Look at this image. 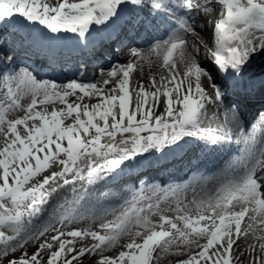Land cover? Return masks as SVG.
<instances>
[{
	"label": "snow or ice",
	"instance_id": "1",
	"mask_svg": "<svg viewBox=\"0 0 264 264\" xmlns=\"http://www.w3.org/2000/svg\"><path fill=\"white\" fill-rule=\"evenodd\" d=\"M213 11L209 46L193 39L200 35L194 25ZM161 25L162 37L146 51L131 48L136 60L111 66L100 81L84 82L83 69L81 79H40L6 57L12 67L0 70V264L10 254L7 264H80L86 254L98 258L93 264H264V127L259 140L242 137L241 156L212 189L210 177L195 173V180L127 190L117 206L104 208L98 205L107 193L89 196L75 187L150 165L153 155L181 149L187 138L206 147L231 143L239 107L210 114L208 106L242 86L251 59L264 52V0H0V30L53 58L68 34L87 49L93 26ZM201 44L230 84L217 83L201 64ZM145 64L159 72L149 71L147 85H133ZM68 186L73 199L39 224Z\"/></svg>",
	"mask_w": 264,
	"mask_h": 264
},
{
	"label": "bare ground",
	"instance_id": "2",
	"mask_svg": "<svg viewBox=\"0 0 264 264\" xmlns=\"http://www.w3.org/2000/svg\"><path fill=\"white\" fill-rule=\"evenodd\" d=\"M113 29H110V31H112ZM2 32L3 31H0V38H2L3 36H2ZM4 34H6L7 36H5L4 38H9L10 39V37L12 36V33H4ZM120 38H122L120 41H118L117 42V44H119V45H115V46H118L119 48H118V50H117V52L118 53H122V62L121 63H128V62H130L131 60H132V55L129 53V52H127V45L131 42V35H122ZM60 45H66L65 44V41H61V42H58ZM13 46L15 47V46H19L20 47V43H19V36L18 37H16V40L15 41H13ZM68 46H69V44H67ZM64 48V47H63ZM100 48L101 49H99V53H97L96 52V50H97V48L96 49H94V50H92L90 53H89V61L88 62H91L92 61V63H95V62H97V64L98 65H104V67H103V71H96V73H95V75H94V79L96 78V81H100L101 79H102V77H101V72H107V70L110 68V65H111V63H108L107 61H103V56H104V54H108V55H113V51H114V46L111 48V49H109V47L107 46V45H105V46H100ZM0 52L3 54V56L6 58L7 56H9V55H13V52L9 49V47H2V48H0ZM108 55H106V56H108ZM14 57L16 56V53L13 55ZM21 57H23V56H21ZM57 58L59 59V60H62L63 62H65L66 64H71V62H69V61H67L66 59H62V58H60V57H57L56 56V58H54L53 60H57ZM82 57H81V55H77V56H72L71 57V59H68V60H72V59H74V60H79V59H81ZM155 58L153 57V60H154ZM45 63V62H44ZM44 66H47L46 64H43ZM249 67H251V65H250V63L248 64V66H247V68L245 69V71L244 72H246V71H249ZM253 68V67H252ZM253 70V69H252ZM149 71H151V72H153V73H158L159 72V69L157 68V67H155V66H153L152 68H151V70L148 68V66H147V64H145V66H144V73H143V76H141V74L140 73H138L137 75H135L134 76V79H133V85H135V83H136V81H138V80H143V82L145 83V85H147L148 84V74H149ZM61 72H64V69H63V67L61 68ZM255 76H259V75H255ZM74 77V75L72 74L71 76H68V77H66L65 78V81H67L69 78H73ZM241 80H242V78H241ZM262 81H264V78L263 77H260V78H255L254 80H253V82L250 80L248 83H247V86H249V90H251V94L249 95V100H250V102H252L253 103V106H255L257 103H259V102H262V101H264V87H262L261 86V82ZM205 78H202V83L203 84H205ZM108 87H110V85L108 86ZM1 90V89H0ZM263 104V103H262ZM261 104V105H262ZM211 110H213V112L214 111H217L218 110V105H215V104H213V105H209L208 106V111H209V113L211 114ZM162 111H163V109H162ZM252 111V109H250L249 111H248V113L249 112H251ZM216 123H222V121L221 120H218ZM183 144H185V143H183ZM198 145H200V143H198ZM217 146H212V148H216ZM171 153H173V152H171ZM169 154L170 153H166V154H163V155H159L160 156V158L161 157H165L164 159H166V158H168L169 157ZM187 155L188 156H186V157H184V158H188V157H190V152H187ZM158 157V156H157ZM151 160H152V163H154V162H156L155 160H153V158H150ZM151 163V164H152ZM144 165H148V163H145ZM142 167H138V168H134V170H137V169H141ZM55 170H59L58 168L57 169H55ZM131 170H133V169H131ZM159 170V168L158 169H156L155 171H158ZM111 183H108L107 185H110ZM48 206H46V208H47ZM30 248H32V250L34 251L35 249L33 248V247H31L30 246ZM174 258V260H176L177 258L176 257H173Z\"/></svg>",
	"mask_w": 264,
	"mask_h": 264
},
{
	"label": "rangeland",
	"instance_id": "3",
	"mask_svg": "<svg viewBox=\"0 0 264 264\" xmlns=\"http://www.w3.org/2000/svg\"><path fill=\"white\" fill-rule=\"evenodd\" d=\"M216 15H217V12H216V11H213V12H211V13H208L207 16L201 15V16H198V17L196 18V20H195V25H194V26H195L197 29H198V27H199V31H198V32L200 33V35L193 37V39H194L195 41L200 42V41H201L200 36H202V34H203V36H204L205 38H208L207 36H209V37L212 38V25L209 24V23H207L206 21H207V19H209V18L212 19V20H214ZM211 16H213V17L211 18ZM198 18H201L202 20L205 21V24L207 25V26H206V27H207V32H209V28L211 29L209 35L206 34V32H205V34H204V32L202 33V31L200 32V21L198 20ZM202 20H201V21H202ZM68 35H69V34H68ZM210 42H212V39H211ZM141 49H143V48H141ZM144 50L146 51L147 48H144ZM114 51H115V50H114ZM127 52H129V53L131 54V50H128ZM119 54H120V53L115 52V55L117 56V58H122V56L119 55ZM200 54H201L203 57H204V55L206 54V53H205V49H204L203 44H201V51H200ZM131 55H132V54H131ZM203 57L200 58V60L203 59ZM134 60H136V57L133 56L131 61H134ZM5 63H6V62H5ZM122 64H124V63H122ZM250 65L253 66L254 68H257V70H261V68L264 67V52H261V53H258L257 55H255V56L251 59V61H250ZM9 67H11V66H9ZM87 71L92 72L91 69H88ZM138 73H139V72H136V73L133 74V79H134V76L137 75ZM95 81H96V79H95ZM204 86H205V88H207V84H206V85L204 84ZM207 89H208V88H207ZM2 91H3V89L0 90V92H2ZM208 91H209V89H208ZM210 94H211V92H210ZM86 102H87V101H86ZM91 102H95V101L93 100V101H91ZM163 107H164V105H163V103H161V105H160V111H162ZM225 108H228V105H223V104L220 105V106L218 105V110H217V111H218L219 113H223L224 110H225ZM212 112H213V110H211V113H212ZM229 118H231V114H229ZM221 121H222V120H221ZM242 131H243V129H242V127H241V128H240V132L242 133ZM237 139H238V137H237ZM75 187H76V189L78 190V192L83 191V190H87L89 196H98V195H96V194L107 193V191L104 190V188L99 189V188H96L95 186H89V185H87L85 182H77L76 185H75ZM124 187H131V186H130V185H124ZM206 188H207V189H212L213 186H211V185H206ZM71 199H73V191H72V187H71V186H68V187L64 188V189H63L58 195H56V196L52 199V201H51V203H50V209H51L50 213H49L46 217H44V218H42L41 220H39L38 223H39V224H44V223H46V222L50 219V217L52 216L54 209H55L60 203L64 202L65 200H71ZM189 199H191V193H190V192H189ZM100 206H102L101 203L98 205V207H100ZM116 206H117V205H116ZM102 207H103V206H102ZM111 207H112V206H111ZM114 207H115V206H114ZM104 208H110V207H104ZM169 214H171V213H169ZM81 226H86V224H85V225H81ZM28 251H29L30 253L33 251L32 248H30V246L28 247ZM17 255H18V253H17ZM11 258H12L11 254L9 255V257L4 258L3 264H7V260H8V259H11ZM96 259H98V258L86 254L83 258H81L80 264H93V262H94ZM168 259L172 260L173 262L175 261L173 257H169ZM74 264H75V262H74ZM164 264H167V261H165Z\"/></svg>",
	"mask_w": 264,
	"mask_h": 264
}]
</instances>
